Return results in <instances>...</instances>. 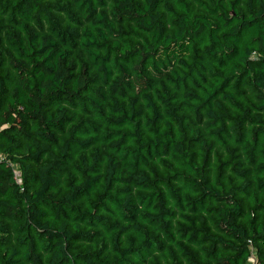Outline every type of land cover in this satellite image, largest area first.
Instances as JSON below:
<instances>
[{"label": "trees", "instance_id": "trees-1", "mask_svg": "<svg viewBox=\"0 0 264 264\" xmlns=\"http://www.w3.org/2000/svg\"><path fill=\"white\" fill-rule=\"evenodd\" d=\"M0 156V264H264V0H0Z\"/></svg>", "mask_w": 264, "mask_h": 264}, {"label": "built area", "instance_id": "built-area-1", "mask_svg": "<svg viewBox=\"0 0 264 264\" xmlns=\"http://www.w3.org/2000/svg\"><path fill=\"white\" fill-rule=\"evenodd\" d=\"M0 158H1V156H0ZM248 264H262L261 262L258 261L254 251L251 252V254L248 258Z\"/></svg>", "mask_w": 264, "mask_h": 264}, {"label": "rangeland", "instance_id": "rangeland-1", "mask_svg": "<svg viewBox=\"0 0 264 264\" xmlns=\"http://www.w3.org/2000/svg\"><path fill=\"white\" fill-rule=\"evenodd\" d=\"M65 3H66L65 1L62 2V4H65ZM61 20H63V18H61ZM216 150H218V149H216ZM13 168H14V171H15V174H16L17 178L20 180L21 172H20L19 166L18 165H14Z\"/></svg>", "mask_w": 264, "mask_h": 264}]
</instances>
